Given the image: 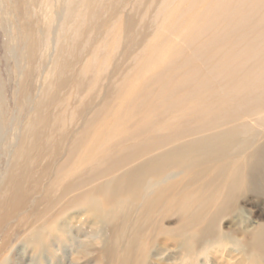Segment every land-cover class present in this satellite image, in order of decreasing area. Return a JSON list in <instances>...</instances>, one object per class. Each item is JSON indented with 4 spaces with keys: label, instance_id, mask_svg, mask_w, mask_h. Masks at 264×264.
Returning <instances> with one entry per match:
<instances>
[{
    "label": "bare ground",
    "instance_id": "bare-ground-1",
    "mask_svg": "<svg viewBox=\"0 0 264 264\" xmlns=\"http://www.w3.org/2000/svg\"><path fill=\"white\" fill-rule=\"evenodd\" d=\"M0 5L18 111L30 105L25 128L14 110L5 145L0 102L8 239L33 243L24 253L39 262L53 243H80L77 255L103 264L109 250L158 243L147 226L213 247L234 216V249L264 263V222L239 203L264 198V0ZM140 8L136 26L124 11Z\"/></svg>",
    "mask_w": 264,
    "mask_h": 264
},
{
    "label": "rangeland",
    "instance_id": "rangeland-1",
    "mask_svg": "<svg viewBox=\"0 0 264 264\" xmlns=\"http://www.w3.org/2000/svg\"><path fill=\"white\" fill-rule=\"evenodd\" d=\"M1 7L2 6L0 5V102L3 109L4 132L6 133L7 129L10 128V123L14 120L13 116H15V113L16 118L14 120V125L16 123L19 126H23L25 128V123L28 121L29 117L28 114L30 105H28L27 102L24 103V107L22 110H20V112L18 111V106L16 105L18 102V94L15 95L16 92L14 89L17 86L16 81L18 76L14 72L15 70L12 69V59L6 54L4 43H2L4 36V25L2 24L3 14L1 13ZM140 10L141 8L139 10L130 9L128 11H124V15L125 17L128 15L133 16L135 18V25L137 26L139 25V22L141 23V18L143 17L140 16ZM7 133L8 134H5V145L10 144L11 130H9ZM1 154L0 175L4 170L5 164V157H3L5 155L3 154V151ZM239 203H241V206L245 209V213L249 217V220L257 223L264 222V198L258 200L252 195L247 194L239 200ZM170 216H167L163 219V224L168 229L174 228L176 226L175 222H177L175 216ZM15 222L16 221L10 223L9 226L5 225L4 222L3 226L0 228V264L2 261H4V264H96V256L93 257L92 255H81L80 257V255H77L78 252L82 251V248L78 245L80 243L68 242L64 237H61L59 240H65L66 242L53 243L54 245H57L53 250L55 251L53 257H50L48 252V255L46 254L47 257L42 258L40 260L41 262L36 261L38 260V257L35 258L30 251L24 253V246L29 245V247H35L33 243H20L17 235L15 234H13L15 236L12 238V240L8 239L9 232L16 228L13 225ZM231 223H234L233 225L236 224L237 226H240V223H237L236 217L234 216L231 218L227 217L226 219L222 220L220 223L222 230H220L218 236V239L220 240L213 247H210L212 245L211 243L206 242L195 246L190 245L188 246L190 247L189 249L186 248V243H175L165 236L158 237L156 229L151 226H147L143 232L145 234H143L144 237L147 238V240L151 237H157L156 241L158 243H149V240L147 243H135V247L134 245H130V243H128L129 245L126 244L122 249L120 248V250H117V248L113 249L111 252H109V250L108 253H106L105 259H103V264L105 262L106 264H252L246 260H250L251 256V254L249 255L248 249L240 246L242 248L240 253L238 252L239 250L234 249L236 248L235 243H233L235 239L231 238V236H228V233H226V231H231L234 229L232 225H230ZM127 237L128 236L126 235V238ZM108 240L109 235L105 234L104 242ZM152 240L154 239H151V241ZM36 244L39 250V243ZM49 244L53 248V244ZM122 244L124 243H121V245ZM110 245L114 246V243H108L107 246ZM139 246H142L141 251L138 250ZM46 249L51 248L46 247ZM50 255L52 254L50 253ZM243 256L246 259H244ZM253 264L264 263H262V261H258L254 262Z\"/></svg>",
    "mask_w": 264,
    "mask_h": 264
}]
</instances>
